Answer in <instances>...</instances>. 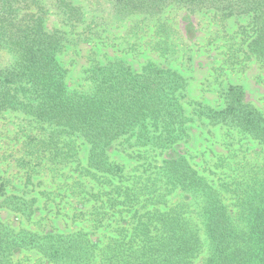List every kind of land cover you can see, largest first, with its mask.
<instances>
[{"label":"trees","instance_id":"trees-1","mask_svg":"<svg viewBox=\"0 0 264 264\" xmlns=\"http://www.w3.org/2000/svg\"><path fill=\"white\" fill-rule=\"evenodd\" d=\"M250 64L264 0H0V264H264Z\"/></svg>","mask_w":264,"mask_h":264},{"label":"rangeland","instance_id":"rangeland-1","mask_svg":"<svg viewBox=\"0 0 264 264\" xmlns=\"http://www.w3.org/2000/svg\"><path fill=\"white\" fill-rule=\"evenodd\" d=\"M200 19L201 18L192 17V21L196 24L195 27L197 28V30L192 32L191 36L188 37V39H189L188 41L190 43H194V41L197 39V37L200 38L201 35L202 36L205 35V32L203 30H201L202 27H199V21L201 22ZM205 20H207V19H205ZM181 21L184 23V21L182 19H181ZM184 26L185 25L182 24L180 29L181 28L184 29L185 28ZM190 37H191V39H190ZM203 38H204V36H203ZM201 41H203L204 45L206 44L205 40H200L198 42L201 43ZM213 49L216 50V46H213ZM206 50H207V48L201 49V52L205 53L206 55H203V56H201L195 60L194 66H193L194 72L191 73L195 78L194 84H193V93L196 96H199L202 94L203 91H202V87H201V82H203V80H205V77L208 76L209 71L212 68V65L209 62L210 60H209L208 53ZM148 54H146V56H144V57L149 56ZM210 55L214 56V58H216V57L220 58L219 55H216L215 51H213ZM83 61H84L83 59L80 60V62H83ZM141 64H142V62H139V63L135 62L136 67H139ZM77 68H78V66H77ZM77 68H76V70H77ZM74 75L76 76V73ZM263 77H264L263 69L258 67L256 64H250L249 68L245 74L241 73V74H237V75H234V74L231 75V78L235 82H239L240 84L244 85L246 92H247L248 100L255 102L262 109H264V80H263ZM210 96L212 98L214 97V95H212V94ZM8 148H10V147H8ZM20 148H21V146H17V149L14 150L15 147H11V149H13L14 156H16V157L20 156V153H21ZM2 151L3 150H0V155H1ZM252 158L253 157H250V159H252ZM59 226L62 227V224L60 223Z\"/></svg>","mask_w":264,"mask_h":264}]
</instances>
